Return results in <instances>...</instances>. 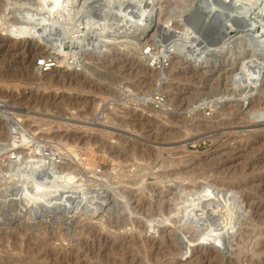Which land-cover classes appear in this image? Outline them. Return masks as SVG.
Here are the masks:
<instances>
[{
	"label": "rangeland",
	"instance_id": "1",
	"mask_svg": "<svg viewBox=\"0 0 264 264\" xmlns=\"http://www.w3.org/2000/svg\"><path fill=\"white\" fill-rule=\"evenodd\" d=\"M27 1L0 0L2 26L24 20V8H35ZM186 3L165 0L160 14L183 11ZM89 12L92 16L99 10ZM82 15L71 24L83 26L90 15ZM56 29L63 28L56 25L51 31L58 39L63 31L59 35ZM138 32L141 27L112 40L99 33L103 46L85 54L81 67L42 74L35 72V64L49 49L0 36V104L23 130L11 134L0 115L3 194L9 171L18 167L20 173L43 153H52L58 172L87 184L101 176L103 185L114 190L113 202H103L96 216L84 213L66 224L60 214L45 223H26L24 216L12 218L16 210L10 204L2 206L0 264H264V94L258 90L241 107L232 85L237 75L230 69L231 63L249 60L251 52L245 48L240 59L228 53L226 65L205 68L173 55L157 81L140 51L151 43L156 48L159 32ZM156 93L163 100L153 105ZM219 98H224L220 105L206 104ZM258 102L260 110L248 112ZM23 135L32 140L24 144ZM219 188L227 191L221 197L229 208L239 211L236 231L222 252L198 240L204 239L207 223L191 217L203 194ZM172 208L192 222L176 220L173 233L146 229L149 221L165 220ZM188 240L195 244L190 250Z\"/></svg>",
	"mask_w": 264,
	"mask_h": 264
},
{
	"label": "bare ground",
	"instance_id": "2",
	"mask_svg": "<svg viewBox=\"0 0 264 264\" xmlns=\"http://www.w3.org/2000/svg\"><path fill=\"white\" fill-rule=\"evenodd\" d=\"M164 1L31 0L32 3H35V8H24L25 15L22 13L24 20L17 23L15 21L6 22V25L4 22L3 26L0 23V36L14 42H22L23 44L27 42L29 45L37 44L41 45L42 48L49 49L50 52L48 50V54L35 64V72L42 74L43 71H52V69L62 68L61 71L68 72L72 68L81 67L82 57L89 52L100 50L103 46L101 42L106 36H109L108 38L111 40L114 37H128L139 27L143 30L142 33L140 32L141 36H144L145 31L157 30L159 32L156 40L158 46L153 48V43H151L147 46L144 45L145 47L143 46L140 51L145 66L157 72V81L162 80L165 76V65L169 64L168 62L173 55L205 68L220 62L226 65L225 56L228 53L240 59V54L242 58V54L246 52L245 48H247L251 52L250 59L231 63L230 68L232 69L231 74L237 75L235 82L232 83L233 87L237 89V94H235L239 96L237 101L241 107L248 106L250 98L256 95L258 90L264 94V84L262 83L264 80V0L261 2L260 0H252V4L245 2L246 0H187V3L183 4L185 10L169 14L170 16L160 14ZM255 2H258L256 7L253 6ZM32 3L27 4L32 5ZM93 8L98 9L99 12L97 15H90V17L85 18L86 21L83 26L79 28L77 24H71L73 20L80 19L81 16L83 18L82 13H85L86 9L90 11ZM113 8L120 11L113 13L111 11ZM14 11H18V9ZM110 14L112 15L110 16ZM99 15L102 18L99 19ZM93 21L96 22V31L102 33L99 36L103 38L101 40L97 35L99 33L94 35L91 31L90 25L94 23ZM178 23H181L183 28H180ZM56 25L63 28L60 31L56 29L59 35H61V31L64 32H62L63 36L58 35L60 38L56 36L58 39L52 37L57 34H53ZM119 42L122 41L119 40ZM123 42L125 45L127 41ZM235 46L240 48L238 52L236 51L237 53L233 51ZM233 59L235 60V58ZM238 64L240 71H237ZM240 76L244 79L240 78L243 80L241 84L237 82ZM151 96H153V105L163 100L161 94L156 93ZM258 97L261 98V96ZM222 99L208 101L206 104H210L211 107L212 105H220L223 102ZM2 105L0 104V115L4 116L8 122L9 130H12L11 134L19 133L20 130L23 131L19 123L12 121L5 114ZM259 105L260 102L255 103L248 109V112L251 113V110L255 108L260 110ZM22 137L24 144H28L32 140L30 136L23 135ZM20 146H22L21 143ZM39 149L41 150V148ZM51 154H40L41 156L31 160V163H26L27 168L20 169V173L18 167L13 172L12 170L9 171V186L5 185L4 194V188H0V210L2 206L8 203L13 207L11 209L16 210L12 218L24 216L26 223L34 220L45 223L50 221L53 215L60 214L66 224L73 217L84 213L89 214V216H96L102 210L103 202H113L114 199L111 197L114 195V190L103 185V177H91L92 183L87 184L88 180L76 179L68 173L62 174L56 169L58 161L53 159ZM11 155L13 154L11 153ZM52 172L55 174L52 175ZM1 176L0 180L2 179ZM215 192L214 194L212 192L203 194L199 203L192 206L193 215L191 217L203 218L207 223V230L201 235L204 239L198 240L204 242L206 247L222 252L229 244L230 236L236 231L237 219L235 218L238 217L239 211L229 208L227 198L221 197L228 194L226 190L219 188ZM79 203L85 204V206L79 207ZM219 208L223 209L220 213L216 212ZM179 212L180 209L174 212V208H172L170 215L165 220L149 221L146 229L156 233L162 228H169L168 231L173 233L174 227L177 226L176 220L186 223L192 222L190 216L184 218L178 215ZM186 219L188 220L185 221ZM188 242L185 243L186 248L190 250L195 247L192 241L188 240Z\"/></svg>",
	"mask_w": 264,
	"mask_h": 264
},
{
	"label": "built area",
	"instance_id": "3",
	"mask_svg": "<svg viewBox=\"0 0 264 264\" xmlns=\"http://www.w3.org/2000/svg\"><path fill=\"white\" fill-rule=\"evenodd\" d=\"M91 13L89 12V11H85V13H84V15H86V16H88V15H90Z\"/></svg>",
	"mask_w": 264,
	"mask_h": 264
}]
</instances>
